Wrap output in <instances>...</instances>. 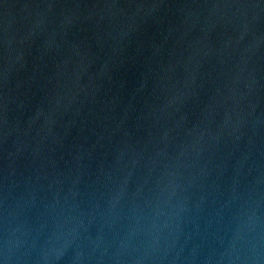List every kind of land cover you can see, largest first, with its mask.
<instances>
[{
  "label": "water",
  "instance_id": "1",
  "mask_svg": "<svg viewBox=\"0 0 264 264\" xmlns=\"http://www.w3.org/2000/svg\"><path fill=\"white\" fill-rule=\"evenodd\" d=\"M0 264H264V0H0Z\"/></svg>",
  "mask_w": 264,
  "mask_h": 264
}]
</instances>
